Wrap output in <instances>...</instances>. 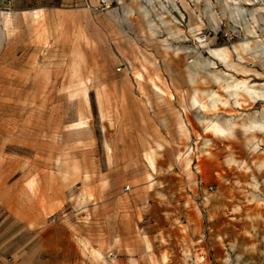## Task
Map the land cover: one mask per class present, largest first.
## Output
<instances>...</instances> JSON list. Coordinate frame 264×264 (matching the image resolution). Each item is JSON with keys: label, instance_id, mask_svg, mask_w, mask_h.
Returning <instances> with one entry per match:
<instances>
[{"label": "rangeland", "instance_id": "rangeland-1", "mask_svg": "<svg viewBox=\"0 0 264 264\" xmlns=\"http://www.w3.org/2000/svg\"><path fill=\"white\" fill-rule=\"evenodd\" d=\"M263 93L264 0H0V264H264Z\"/></svg>", "mask_w": 264, "mask_h": 264}, {"label": "bare ground", "instance_id": "bare-ground-1", "mask_svg": "<svg viewBox=\"0 0 264 264\" xmlns=\"http://www.w3.org/2000/svg\"><path fill=\"white\" fill-rule=\"evenodd\" d=\"M249 45H250V43L249 42H247V43H245L244 44V47H245V49H247L248 47H249ZM243 47V48H244ZM235 51V50H234ZM236 52V51H235ZM210 53L214 56V55H216V56H218L222 61H224L226 64L230 61V53H229V51L227 50V49H212V50H210ZM219 60V59H218ZM220 60V61H221ZM221 61V62H222ZM251 89V88H250ZM264 94V93H263ZM194 101H196V100H194ZM197 103V102H196ZM233 127V125L231 126V128ZM231 128H229V129H231ZM230 131V130H229ZM223 133H225V132H223L222 131V134ZM150 155H151V158H152V161H154V153L153 152H151L150 153Z\"/></svg>", "mask_w": 264, "mask_h": 264}, {"label": "crops", "instance_id": "crops-1", "mask_svg": "<svg viewBox=\"0 0 264 264\" xmlns=\"http://www.w3.org/2000/svg\"><path fill=\"white\" fill-rule=\"evenodd\" d=\"M183 257V256H182ZM185 258H183L184 260L186 259V256H184ZM162 261L166 262L168 260V256L164 253H162L161 255ZM106 264H109L108 262H106Z\"/></svg>", "mask_w": 264, "mask_h": 264}]
</instances>
